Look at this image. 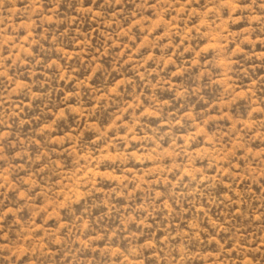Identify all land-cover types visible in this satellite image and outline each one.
I'll use <instances>...</instances> for the list:
<instances>
[{
  "label": "rangeland",
  "instance_id": "rangeland-1",
  "mask_svg": "<svg viewBox=\"0 0 264 264\" xmlns=\"http://www.w3.org/2000/svg\"><path fill=\"white\" fill-rule=\"evenodd\" d=\"M0 264H264V0H0Z\"/></svg>",
  "mask_w": 264,
  "mask_h": 264
}]
</instances>
